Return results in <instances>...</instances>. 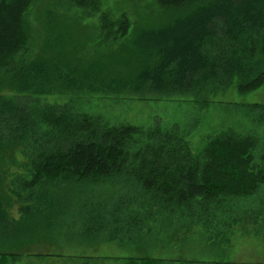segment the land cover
<instances>
[{
	"label": "trees",
	"instance_id": "16d2710c",
	"mask_svg": "<svg viewBox=\"0 0 264 264\" xmlns=\"http://www.w3.org/2000/svg\"><path fill=\"white\" fill-rule=\"evenodd\" d=\"M34 2L0 0V174L14 164L16 149L26 162L9 192L0 181V264L31 245L58 252L105 242L132 245L151 236L153 225L169 226L174 219L170 239L194 226L212 236L213 224L225 216V229L238 224L244 201L264 191V135L230 129L194 155L179 125L111 124L77 110L73 99L36 102L58 93L188 95L201 103L206 94L232 86L252 92L264 84V0H155L159 22L139 24L129 38V20L101 13L100 0H68L80 11L73 20L99 15L95 36L106 50L91 53L84 41L70 43L48 11L40 55L29 60L27 17ZM244 109L264 127V105ZM258 202L255 219L264 216V199ZM14 205L17 219L10 211Z\"/></svg>",
	"mask_w": 264,
	"mask_h": 264
},
{
	"label": "rangeland",
	"instance_id": "374dc122",
	"mask_svg": "<svg viewBox=\"0 0 264 264\" xmlns=\"http://www.w3.org/2000/svg\"><path fill=\"white\" fill-rule=\"evenodd\" d=\"M100 2L101 13H108L114 20L121 17L129 20L132 27L128 38L132 35V29L139 24H157L162 17L160 8L155 5V0H100ZM68 4V0H35L27 17L31 30L30 51L27 56L29 60L40 55V45L44 41L42 26L48 22V11H54L51 20L58 22L60 32L67 35L70 43L84 41L92 50L91 53L94 51L103 53L106 50L107 45L95 36L99 26V15L90 20H73L74 14L80 11L71 9ZM116 46L113 45L111 49H115ZM4 92L6 96H12L11 92L7 90ZM70 99H73L72 102L77 110L100 116L111 124L122 123L146 128L155 121H160L166 127L179 125L187 131V139L194 155L203 151L209 139L230 129L239 135L247 132L254 133L260 138L264 135L263 125L254 120L255 114L244 109L245 106L253 104L264 105V84L247 94L239 93L236 87L232 86L222 92L206 94L201 103L188 95L142 98L100 94L76 97L70 94L54 93L41 97L40 102L36 104L61 105ZM36 104H32V107L37 108ZM25 167L23 153L20 149H16L14 164L1 169L3 175L0 174L2 176L0 181L6 187L3 189L5 193L9 192V182L12 178L23 173ZM260 199H264V191L256 198L245 200L244 207L241 209L242 219L231 228L225 229L229 225L221 224L222 220L224 223L229 217L218 218L220 221L218 223L216 220L213 224L212 236L201 232L199 226H194L188 232L181 229L176 237L170 239L168 231L177 225V220L174 219L169 226L167 222L153 225L154 231L151 236L132 245L105 242L85 248L83 251L62 250L61 252H58L60 250L57 248L53 249L45 245H31L20 247L15 252L18 254L17 257H8L3 264H81L84 258L91 259L87 264H128L124 260L132 258L163 259L165 260L163 264H168L169 261L173 264L213 262L264 264V222L262 220L264 216L254 218V210L259 208L258 200ZM10 211L15 219L19 217L17 205H14ZM227 231L232 233L227 234ZM210 237L212 241L208 240ZM60 253L64 256L54 257ZM69 258L77 262L67 261Z\"/></svg>",
	"mask_w": 264,
	"mask_h": 264
},
{
	"label": "bare ground",
	"instance_id": "6f19581e",
	"mask_svg": "<svg viewBox=\"0 0 264 264\" xmlns=\"http://www.w3.org/2000/svg\"><path fill=\"white\" fill-rule=\"evenodd\" d=\"M20 3H22V2H20ZM9 9V8H8ZM10 10V9H9ZM12 10V9H11ZM15 10V9H14ZM12 12V11H11ZM4 16V15H3ZM8 16V15H7ZM5 17V16H4ZM10 20V19H9ZM6 21V20H5ZM12 21V20H11ZM16 21V20H15ZM4 22V21H3ZM8 22V21H7ZM8 24V23H7ZM13 24V23H12ZM6 26V25H5ZM1 27V26H0ZM12 27H14V26H12ZM15 28V27H14ZM10 29V28H9ZM12 29V28H11ZM18 29V28H17ZM17 35V34H16ZM22 35V34H21ZM26 186V185H25ZM28 187V186H27Z\"/></svg>",
	"mask_w": 264,
	"mask_h": 264
}]
</instances>
